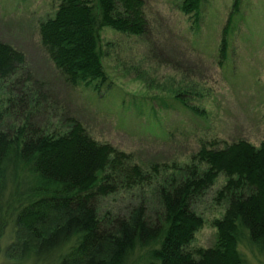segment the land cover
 <instances>
[{"label":"trees","instance_id":"trees-1","mask_svg":"<svg viewBox=\"0 0 264 264\" xmlns=\"http://www.w3.org/2000/svg\"><path fill=\"white\" fill-rule=\"evenodd\" d=\"M204 2L182 0L180 10L199 22ZM239 11L236 0L223 29L221 63L229 59ZM147 26L143 0H60L55 16L40 24V36L69 84L112 91L104 64V30L142 36ZM25 64L21 51L0 40L1 80L16 76ZM26 78L40 88L31 75ZM19 87L24 85L17 79L15 88ZM176 98L175 105L197 110L181 95ZM22 100L14 95L8 110ZM39 127L27 119L17 130L0 129V253L8 261L247 264L243 248L264 253V143L255 147L240 140L218 150L203 145L190 163L173 167L183 175L160 189V218L147 216L141 205L104 225L97 199L138 184L146 170L133 156L96 141L78 120L59 133ZM163 168V173L170 169ZM222 173L227 183L219 199L227 208L223 218L214 221L216 241L210 248L192 250L203 225L192 202Z\"/></svg>","mask_w":264,"mask_h":264},{"label":"rangeland","instance_id":"rangeland-1","mask_svg":"<svg viewBox=\"0 0 264 264\" xmlns=\"http://www.w3.org/2000/svg\"><path fill=\"white\" fill-rule=\"evenodd\" d=\"M143 1L144 35L104 30L112 91H98L69 84L41 43L40 24L55 16L60 0H0V40L26 57L16 76L0 79V129L17 130L29 119L59 133L75 119L96 141L133 156L146 170L138 184L97 199L104 225L141 205L147 216L160 218V189L183 175L173 167L190 163L203 145L218 150L240 140L255 147L264 143V0H240L229 59L222 63L219 47L236 0H205L199 22L182 13V0ZM17 79L22 89L15 88ZM14 95L23 100L8 110ZM177 95L197 110L175 105ZM163 164L170 167L167 173ZM226 183V175L219 174L193 200L203 225L190 249L214 245V221L227 208L219 199ZM7 240L8 235L2 245ZM243 254L247 264H264V253L243 248ZM0 264L28 263L8 261L0 253Z\"/></svg>","mask_w":264,"mask_h":264}]
</instances>
